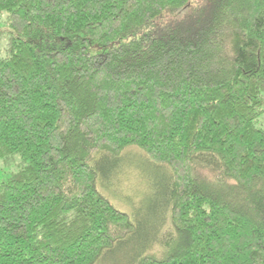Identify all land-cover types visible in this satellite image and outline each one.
<instances>
[{
    "label": "trees",
    "instance_id": "16d2710c",
    "mask_svg": "<svg viewBox=\"0 0 264 264\" xmlns=\"http://www.w3.org/2000/svg\"><path fill=\"white\" fill-rule=\"evenodd\" d=\"M263 112L264 0H0V264H264Z\"/></svg>",
    "mask_w": 264,
    "mask_h": 264
},
{
    "label": "rangeland",
    "instance_id": "374dc122",
    "mask_svg": "<svg viewBox=\"0 0 264 264\" xmlns=\"http://www.w3.org/2000/svg\"><path fill=\"white\" fill-rule=\"evenodd\" d=\"M258 126L264 127V112L259 117ZM144 157V153L138 148L126 150L121 158L127 162L126 165H130V167L132 166L133 168L126 167L122 170V168L118 167L117 170H122L123 175L120 176V172L117 174L115 181L118 183H115L107 194L115 207L131 213H133L134 210L138 216L143 218L146 216V206L151 202L152 204L159 203L161 200L160 196L163 194L161 188H159L160 191H156L155 196L152 194L151 190V194H146L151 184L149 179L141 174L150 172L153 165L149 162H145L143 160ZM144 195L145 197L142 199Z\"/></svg>",
    "mask_w": 264,
    "mask_h": 264
}]
</instances>
